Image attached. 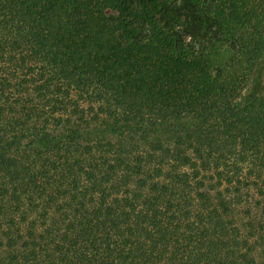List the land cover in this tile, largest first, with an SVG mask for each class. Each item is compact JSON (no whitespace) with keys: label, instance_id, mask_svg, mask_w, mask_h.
Listing matches in <instances>:
<instances>
[{"label":"trees","instance_id":"obj_1","mask_svg":"<svg viewBox=\"0 0 264 264\" xmlns=\"http://www.w3.org/2000/svg\"><path fill=\"white\" fill-rule=\"evenodd\" d=\"M0 264H264V0H0Z\"/></svg>","mask_w":264,"mask_h":264}]
</instances>
